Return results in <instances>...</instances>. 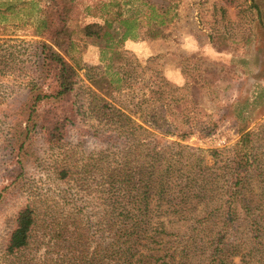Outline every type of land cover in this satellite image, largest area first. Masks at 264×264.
Returning <instances> with one entry per match:
<instances>
[{
    "label": "rangeland",
    "instance_id": "obj_1",
    "mask_svg": "<svg viewBox=\"0 0 264 264\" xmlns=\"http://www.w3.org/2000/svg\"><path fill=\"white\" fill-rule=\"evenodd\" d=\"M7 3L13 8L5 12ZM44 5L42 0H0V55H5L0 58L3 262L8 237L22 207H35L45 222L37 232L38 242L33 241L18 264H27L31 258L41 264L52 242L43 223L66 218L69 225L62 244L68 243L69 235L76 238L75 243L79 241L75 219L84 229L90 227L88 234L93 235L98 229L95 216L104 213L103 203L108 196L100 185L107 186L111 171L120 168L130 174L129 178H141L155 162L157 152L166 151L171 158L177 143L185 147L176 160L174 157L176 165L188 170L201 165L206 173L220 172L245 125L253 132L252 149L261 155L264 164V0H74L70 21L74 29L91 22L134 16L140 24L138 35L105 51L76 35L75 47L67 57L78 67L80 96L76 98L87 112L79 115L62 147H51L41 134H35L34 154L21 171L20 157L9 156L4 139L19 114L16 108L20 100L39 74L33 42L46 40L34 35L39 9ZM149 5L170 6V15H177L157 27L145 17L152 12ZM10 53L13 55L7 58ZM118 77H123L120 87L110 83ZM48 78L44 89L53 83L52 76ZM89 88L97 95L94 99L88 94ZM246 103L249 106L243 115L249 114V118L242 122L237 108ZM62 171L67 172L66 178H60ZM252 175L248 196L256 201L262 174L255 170ZM225 196L215 192V196L197 198L184 213L196 217L216 211L213 207L219 206ZM167 207L151 211L154 227L163 220L170 233L189 231L193 220H181L178 212ZM213 227V222H207L201 228L207 232ZM240 235L249 238V227L245 226L235 238ZM252 245L243 244L245 250L234 256L236 264L257 261L258 257H242ZM71 259L74 264L76 258Z\"/></svg>",
    "mask_w": 264,
    "mask_h": 264
},
{
    "label": "trees",
    "instance_id": "obj_2",
    "mask_svg": "<svg viewBox=\"0 0 264 264\" xmlns=\"http://www.w3.org/2000/svg\"><path fill=\"white\" fill-rule=\"evenodd\" d=\"M42 1L45 5L39 9L34 35L46 40L33 42L34 63L39 74L20 100L16 108L19 114L4 139L8 155L20 157L21 171L25 170L28 158L34 154L35 134H41L51 147H62L70 129L77 125L79 115L87 112L76 98L80 96L77 92L78 67L73 59L67 57L75 47L76 35L105 51L112 45L137 37L140 27L137 17L120 16L106 19L103 23H87L76 30L70 24L74 0ZM148 7L152 12L145 17L154 21L157 27L169 23L177 15H170L173 10L170 6ZM12 8L13 4L7 3L5 12ZM12 55L10 53L7 58ZM3 57L4 54L0 55ZM48 76H52L53 83L44 89ZM122 81L123 77H118L110 83L120 87ZM88 94L92 98L97 96L92 88ZM248 106L246 103L237 108L238 120L247 121L249 114H243ZM240 132L241 137L220 172L206 173L201 165L190 170L176 165L173 159L175 157L176 160L182 153L181 148L185 147L180 143H177L178 148L171 158L166 156V151L157 152L155 162L141 174V178H129L127 171L114 168L108 176L107 186L100 185L106 188L108 196L103 203L104 213L95 216L98 229L93 235L88 234L90 227L84 229L73 218L77 224L75 232L80 239L75 243L76 238L69 235L68 243L62 244L68 224L66 218L56 217L43 223V230L51 235L52 242L44 252L46 255H43L41 264H64L66 261L73 264V259L68 260L71 256L76 258L74 264H236L234 256L245 250L243 244L251 242L254 245L248 247L242 257H258L253 264H264V164L261 155L252 149L253 132L245 125ZM255 170L262 174L261 192L256 201L248 196ZM61 173L60 178H66L67 172ZM215 192L226 195L219 206L213 207L216 211L196 217L184 213L190 203L194 206L195 199L215 196ZM64 201L70 202L67 197ZM165 205L178 212L181 220L192 219L191 229L184 233H170L163 220L158 223L161 229L154 227L151 211ZM41 222L45 221H41L35 207L26 205L19 210L5 247V262L0 259V264L19 263L27 249L32 248L33 241L38 242ZM207 222H213L214 227L206 232L201 227ZM242 225L249 227L251 236L240 235L236 239V235L245 229V226L241 228ZM27 264L39 263L31 258Z\"/></svg>",
    "mask_w": 264,
    "mask_h": 264
}]
</instances>
